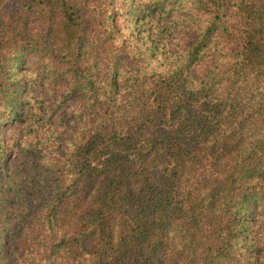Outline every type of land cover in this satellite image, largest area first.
Here are the masks:
<instances>
[{"label": "trees", "instance_id": "16d2710c", "mask_svg": "<svg viewBox=\"0 0 264 264\" xmlns=\"http://www.w3.org/2000/svg\"><path fill=\"white\" fill-rule=\"evenodd\" d=\"M102 6V20L85 0L0 11V129L31 113L18 69L29 53L50 57L44 48L63 66L50 82L64 77L82 102V137L41 196L37 222L53 239L38 264H264V0ZM36 20L54 49L33 39ZM176 29L192 40L173 47ZM40 232L14 237L26 257Z\"/></svg>", "mask_w": 264, "mask_h": 264}, {"label": "rangeland", "instance_id": "374dc122", "mask_svg": "<svg viewBox=\"0 0 264 264\" xmlns=\"http://www.w3.org/2000/svg\"><path fill=\"white\" fill-rule=\"evenodd\" d=\"M89 14L102 20L107 12L103 4L118 2L119 0H85ZM101 7H94L95 3ZM133 3L136 0H129ZM19 0H0V11L7 10L10 6H17ZM185 5L177 7L172 15H187ZM103 13V15H102ZM170 17V21H173ZM30 34L37 42L47 48L54 49L56 40L52 36H46L41 21L36 20L31 25ZM176 41L174 46H185L193 38V35L182 29H176ZM233 42L223 44L224 51H230ZM43 54L29 53L22 58L18 74L23 82L21 98L30 106L31 113H21V121L13 120L10 123L3 122L1 136L3 144L8 149V154L3 159L2 182L7 185V192H0V264H38L44 262L42 251L49 250V242L53 239L48 233L41 234L51 227L40 222L45 211L41 202V196L53 186L55 173L54 166L61 165L63 158L72 148V145L80 141L81 128L85 125L80 117L82 102L80 93H72L66 86L64 77L54 79L52 73L62 72L63 66L57 59L51 57V52L43 49ZM10 54L8 51L6 56ZM123 60L122 65L125 66ZM210 60L191 68L193 78L200 80ZM42 102V103H40ZM42 104V109H40ZM55 184V183H54ZM254 237H263L259 234L261 226L251 223ZM41 228L42 236L27 242L35 248L31 258L26 257L24 246L19 243L17 237L21 231H36ZM264 237L260 240L263 241ZM258 262V261H257ZM256 262V264H258ZM228 262L227 264H231ZM45 264V263H42Z\"/></svg>", "mask_w": 264, "mask_h": 264}]
</instances>
